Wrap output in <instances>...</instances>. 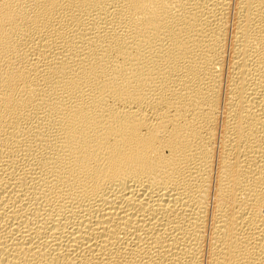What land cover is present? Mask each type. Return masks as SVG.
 <instances>
[{
	"label": "bare ground",
	"instance_id": "6f19581e",
	"mask_svg": "<svg viewBox=\"0 0 264 264\" xmlns=\"http://www.w3.org/2000/svg\"><path fill=\"white\" fill-rule=\"evenodd\" d=\"M0 264H264V0H0Z\"/></svg>",
	"mask_w": 264,
	"mask_h": 264
}]
</instances>
